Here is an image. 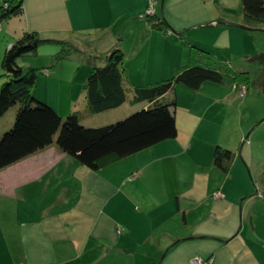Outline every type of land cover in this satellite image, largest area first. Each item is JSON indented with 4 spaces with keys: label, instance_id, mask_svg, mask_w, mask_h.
I'll return each instance as SVG.
<instances>
[{
    "label": "crops",
    "instance_id": "1",
    "mask_svg": "<svg viewBox=\"0 0 264 264\" xmlns=\"http://www.w3.org/2000/svg\"><path fill=\"white\" fill-rule=\"evenodd\" d=\"M151 1L150 22L140 17L149 0H24L22 13L1 25L0 58L5 42L23 32L82 51L57 61L59 45L44 44L18 61L50 66L34 90L65 114L84 108L89 66L78 54L105 53L118 37L132 55L134 84L186 64L189 44L216 55L232 47L245 54L243 31L235 27L244 22L241 0ZM160 19L168 32L152 27ZM203 88L211 93L203 96ZM217 90L209 82L181 90L175 139L97 171L55 144L0 170V264H190L195 257L200 264H264V143L242 139L253 123L243 129L241 119L233 135L246 143L232 149L229 127L214 122L220 110L211 117ZM229 97H237L232 86ZM206 116L216 125L207 132L200 130ZM12 121L13 111L0 118V134ZM215 145L234 154L228 174L212 164ZM202 165L220 174L214 186L222 199L207 190Z\"/></svg>",
    "mask_w": 264,
    "mask_h": 264
},
{
    "label": "trees",
    "instance_id": "2",
    "mask_svg": "<svg viewBox=\"0 0 264 264\" xmlns=\"http://www.w3.org/2000/svg\"><path fill=\"white\" fill-rule=\"evenodd\" d=\"M23 2L0 0V30L3 23L22 13ZM150 2L154 3L149 0L148 4ZM241 7L244 25L250 30L263 29L256 24L263 23L264 0H241ZM145 11L140 17L153 21L154 15H146ZM152 27L163 33L170 28L162 19L152 23ZM44 44L59 45L54 55L57 61L66 58L70 52L80 51L69 42L43 38L37 32H23L11 42H5L3 47L0 58V118L13 111V121L0 134V170L55 144L77 164L97 171L175 139V109L182 89L195 92L204 82L217 85L230 82L236 92L240 82L248 88H262L264 83V53L250 58H257L260 63L252 78L249 72L234 68L208 49L189 44L186 64L174 68L161 80L134 84L126 74L125 54L118 37L116 44L105 53L83 52L89 66L82 84L84 108L60 114L53 104L38 97L34 90L39 75L50 66L23 67L18 62L22 57L36 54ZM127 103L132 107L138 104L141 108L93 127L82 123L85 118L117 110ZM233 155L229 148L215 145L212 164L223 174H228Z\"/></svg>",
    "mask_w": 264,
    "mask_h": 264
},
{
    "label": "rangeland",
    "instance_id": "3",
    "mask_svg": "<svg viewBox=\"0 0 264 264\" xmlns=\"http://www.w3.org/2000/svg\"><path fill=\"white\" fill-rule=\"evenodd\" d=\"M226 15V13L223 14V16ZM263 23H257L260 28L264 29V19ZM244 25V22L243 24ZM246 26V25H244ZM248 27V26H247ZM259 29V30H241L237 29V32L243 31L242 39L244 41V50L245 57L243 58L244 54L242 52H238L237 48H230L229 50H224L221 52L218 56L219 58L223 60H228V62L235 68L240 67L241 71H247L249 72L250 76L252 78L255 77V72L257 71V68H260V63L257 61L258 59H250L253 57V55H257L259 53H264V30ZM129 42V41H128ZM128 45V44H127ZM241 49V50H242ZM128 51V50H127ZM127 53V52H126ZM125 54V61H124V67L126 70V74L130 77V80L132 81V55L131 57L126 56ZM70 55V54H68ZM66 55L68 58L69 56ZM82 58L84 57L85 54H78ZM245 58L247 61H244ZM127 59V60H126ZM213 87L218 88L215 101L217 100V104L214 105V107L211 110V117L214 115L215 111L217 109L220 110L219 113H217L214 116V122L219 124V128L221 127H229V130L231 131L232 137L230 138V146H232V149L235 150L236 147V141H237V146L242 142V139L244 137L248 136V139L250 136L253 137V142L254 143H264V83L262 88L259 87H250L248 88L245 84L242 82L239 83V85L236 86V92H237V97H234V101L232 98L229 97V88L231 87L230 82H226L224 85H217L214 83H210ZM184 92H188L186 89H182ZM207 93H211L207 91V89L203 88L201 94L203 96H207ZM237 98V99H236ZM182 104H185V97L182 98ZM213 99H210L212 102ZM181 103V100L179 98V102ZM181 104V105H182ZM239 105H242V107H238ZM132 107L131 104H125L123 107L110 111L105 114H99L98 116H93V117H88L82 120V123L86 126H91L93 127L94 125H100L104 124L107 122H110L114 120L116 117L121 116L125 113V115L131 113L132 111H135L137 109H140L141 106L138 104L133 105ZM134 109V110H132ZM10 112V111H9ZM7 112V114L9 113ZM251 118V122L253 123L249 128H247L246 132L244 133L243 138L238 140L235 135H239L238 131L239 129H236V126L238 122L242 119L243 122V129L248 127L246 124ZM211 119L209 116H206V118L201 122V131L207 132V130L204 127L212 128L213 124L211 123ZM223 123V125H222ZM225 129V128H224ZM255 129V130H254ZM226 130V129H225ZM254 130V131H253ZM202 133V132H201ZM235 134V135H233ZM235 137V138H234ZM242 137V136H241ZM243 144L246 143V140L242 142ZM231 149V148H230ZM203 158V157H202ZM203 161V160H202ZM203 163H206L205 160ZM201 172H205L207 174V190L210 191L211 196L215 197V194H219L216 196V199H222L223 194L221 193H216L215 191V186L218 184L219 175L217 171L214 169H209L205 165H202L201 167ZM246 168V167H245ZM210 171H207V170ZM247 175L249 176V173L247 171V168L245 169ZM217 177V178H216ZM215 180V181H214ZM199 260V262H195V260H192L190 264H200L201 258L195 257ZM193 258V259H195Z\"/></svg>",
    "mask_w": 264,
    "mask_h": 264
},
{
    "label": "built area",
    "instance_id": "4",
    "mask_svg": "<svg viewBox=\"0 0 264 264\" xmlns=\"http://www.w3.org/2000/svg\"><path fill=\"white\" fill-rule=\"evenodd\" d=\"M145 14L146 15H150V16L154 14V3L150 2L148 4V8L146 9ZM218 195L219 194H215V197L218 196ZM193 260H195V262H197V261L199 262V260L197 258H195Z\"/></svg>",
    "mask_w": 264,
    "mask_h": 264
},
{
    "label": "water",
    "instance_id": "5",
    "mask_svg": "<svg viewBox=\"0 0 264 264\" xmlns=\"http://www.w3.org/2000/svg\"><path fill=\"white\" fill-rule=\"evenodd\" d=\"M236 28L243 29V30H250L247 26L244 25H235Z\"/></svg>",
    "mask_w": 264,
    "mask_h": 264
}]
</instances>
